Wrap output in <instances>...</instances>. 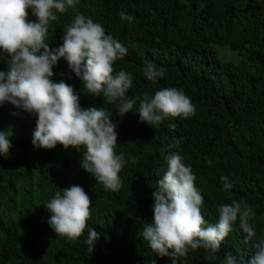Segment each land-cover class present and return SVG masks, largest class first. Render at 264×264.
Segmentation results:
<instances>
[{"label": "trees", "instance_id": "trees-1", "mask_svg": "<svg viewBox=\"0 0 264 264\" xmlns=\"http://www.w3.org/2000/svg\"><path fill=\"white\" fill-rule=\"evenodd\" d=\"M122 11L134 17L132 23L121 20ZM28 12L29 21H36L32 9ZM77 12L127 48L114 63V75L132 74L126 95L151 96L175 87L191 99L195 114L167 117L154 128L140 120L138 102L121 116L119 101L105 103L103 95L86 93L61 57L53 82L73 86L82 109L103 108L116 125V152L125 156L122 187L105 190L84 170L83 148H37L32 143L37 117L10 102L0 104V131L9 133L12 144L7 156L0 154V264H172L170 257L152 252L140 234L153 218V192L170 152L191 165L208 223L218 222V205L244 201L253 209L256 232L246 242L238 219L215 260L200 248L177 258L178 264H224L229 251L237 258L251 256L264 241V0H78L50 21V48L63 44ZM8 59L0 49V71H8ZM146 61L165 75L149 81ZM222 177L230 190H224ZM73 185L84 188L92 205L84 233L69 241L49 225L52 214L44 203ZM91 228L99 233L93 252L85 243Z\"/></svg>", "mask_w": 264, "mask_h": 264}, {"label": "clouds", "instance_id": "clouds-1", "mask_svg": "<svg viewBox=\"0 0 264 264\" xmlns=\"http://www.w3.org/2000/svg\"><path fill=\"white\" fill-rule=\"evenodd\" d=\"M77 3L78 0H0V49L9 57L8 71H0V104L10 102L18 110L37 117L32 139L37 148L52 149L57 144L65 149L83 148V169L105 190L118 192L122 187L119 173L125 166V156L116 152V125L103 108L82 109L73 86L63 80L53 82V67L60 58H65L69 68L81 78L86 93L103 95L105 103L119 101L121 116L133 112L139 102L136 113L140 120L154 128L167 117L189 118L195 114V106L175 87L157 90L151 96L126 95L132 87V74L120 70L114 75V63L127 54V48L106 34L100 23L82 13L77 12L66 26L63 44L50 48L47 42L50 21H56L57 13L74 9ZM28 9H32L36 21H29ZM119 16L128 23L134 19L123 11ZM143 74L149 81L165 75L163 68L151 61L145 62ZM170 128L175 129V125ZM9 136L8 132L0 131V154L5 156L12 147ZM164 159L167 167L161 169L163 175L153 192L154 215L140 233L152 252L168 256L172 264H178L177 258L187 257L189 250L203 248L215 260L238 219L246 242L255 237L250 223L254 212L247 202L232 200L218 205V222L208 223L201 210L204 197L196 187L191 165L186 166L178 152H170ZM221 179L224 190H230L228 178ZM44 205L52 214L48 223L58 236L72 241L84 233L92 201L82 186L57 191ZM98 238L99 233L91 228L85 241L88 251H94ZM255 248L247 258H237L230 251L225 253L224 264H264V241L256 243Z\"/></svg>", "mask_w": 264, "mask_h": 264}]
</instances>
